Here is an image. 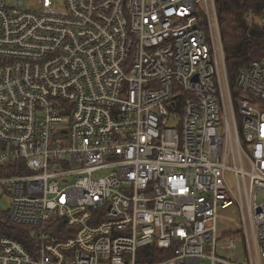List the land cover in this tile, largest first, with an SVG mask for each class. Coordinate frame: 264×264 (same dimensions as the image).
Wrapping results in <instances>:
<instances>
[{"label":"built area","instance_id":"obj_1","mask_svg":"<svg viewBox=\"0 0 264 264\" xmlns=\"http://www.w3.org/2000/svg\"><path fill=\"white\" fill-rule=\"evenodd\" d=\"M218 8L0 0V264H264V58L229 77Z\"/></svg>","mask_w":264,"mask_h":264},{"label":"trees","instance_id":"obj_2","mask_svg":"<svg viewBox=\"0 0 264 264\" xmlns=\"http://www.w3.org/2000/svg\"><path fill=\"white\" fill-rule=\"evenodd\" d=\"M216 3L225 65L229 77L236 81L240 69L264 58V0H216ZM27 229L12 221L8 212L0 217V237L10 236L24 244Z\"/></svg>","mask_w":264,"mask_h":264},{"label":"rangeland","instance_id":"obj_3","mask_svg":"<svg viewBox=\"0 0 264 264\" xmlns=\"http://www.w3.org/2000/svg\"><path fill=\"white\" fill-rule=\"evenodd\" d=\"M104 175V173H101ZM262 194L258 195V199L260 201H263ZM12 197L10 195L4 194L0 188V217L1 215L9 212V210L12 208ZM243 222H242V216L240 215L239 208L235 207L233 209L227 210V211H220L219 212V222H218V229L220 231H228V232H234L238 229H242ZM229 257H235L240 259V262H244V253L243 252H235L234 254L230 253Z\"/></svg>","mask_w":264,"mask_h":264}]
</instances>
